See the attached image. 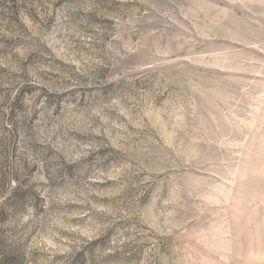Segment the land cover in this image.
<instances>
[{
    "label": "rangeland",
    "instance_id": "1",
    "mask_svg": "<svg viewBox=\"0 0 264 264\" xmlns=\"http://www.w3.org/2000/svg\"><path fill=\"white\" fill-rule=\"evenodd\" d=\"M0 264H264V0H0Z\"/></svg>",
    "mask_w": 264,
    "mask_h": 264
}]
</instances>
